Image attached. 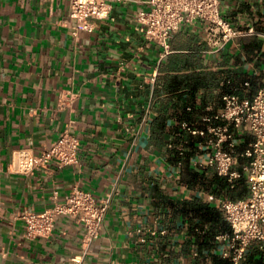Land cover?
Here are the masks:
<instances>
[{
    "label": "crops",
    "instance_id": "0c3cea01",
    "mask_svg": "<svg viewBox=\"0 0 264 264\" xmlns=\"http://www.w3.org/2000/svg\"><path fill=\"white\" fill-rule=\"evenodd\" d=\"M71 1L0 0V264H74L86 249L83 222L62 215L51 234L31 238L24 215L75 186L112 196L87 264H229L230 242L192 232L197 217L183 209L198 197L227 218L220 199L230 197L210 182L217 168L205 163L208 136L185 124H226L215 117L224 91L253 98L264 85V0H222L234 25L259 33L217 47L207 20L185 21L163 59L138 18L148 0L115 1L108 18L78 35ZM231 127L243 170L255 134ZM66 129L80 138L77 162L15 169L19 149L40 151ZM173 148H194L189 168L207 184L182 180ZM245 264H264V240L251 243Z\"/></svg>",
    "mask_w": 264,
    "mask_h": 264
},
{
    "label": "built area",
    "instance_id": "2783aa9c",
    "mask_svg": "<svg viewBox=\"0 0 264 264\" xmlns=\"http://www.w3.org/2000/svg\"><path fill=\"white\" fill-rule=\"evenodd\" d=\"M115 1L123 0H72L70 15L75 19L73 32L91 30L95 20L108 18ZM149 8L138 12V18L147 25V36L163 46V59L174 49L171 38L183 22L203 18L209 22V36L217 47H223L238 36L259 33L255 26L241 28L223 14L222 0H148ZM223 110L215 115L226 124H210L206 129L185 126L194 133L208 136L210 148L205 163L235 182L243 174L247 176L250 194L247 197L220 199L232 231L221 232L218 238L228 240L230 247L224 251L229 264H245V254L255 240H264V85L253 98H244L236 91H224ZM211 119V118H209ZM231 124L247 126L255 134L246 150L251 157L240 170L237 162V136ZM80 138L66 129L61 136L42 150L21 148L13 160L18 172L32 173L37 168L49 167L57 162L65 166L78 161ZM112 196L100 199L92 190L75 186L67 198L41 211L25 213L28 237L47 236L54 231L58 218L71 215L84 223L86 249L73 256L74 264H87L92 244L100 236L111 205Z\"/></svg>",
    "mask_w": 264,
    "mask_h": 264
},
{
    "label": "trees",
    "instance_id": "16d2710c",
    "mask_svg": "<svg viewBox=\"0 0 264 264\" xmlns=\"http://www.w3.org/2000/svg\"><path fill=\"white\" fill-rule=\"evenodd\" d=\"M193 149L189 151L185 148H173L174 160L182 163V180L189 182L201 181L207 184L208 181L203 177L202 173L189 168ZM210 182L215 183L218 190L226 189V192L233 199H239L250 194V186L245 174L233 183L216 170ZM183 209L192 210L197 217L196 220L191 222L192 232H213L212 234L214 236L216 233L232 231L231 223L225 217L221 206H212L210 203L195 197L186 199Z\"/></svg>",
    "mask_w": 264,
    "mask_h": 264
}]
</instances>
